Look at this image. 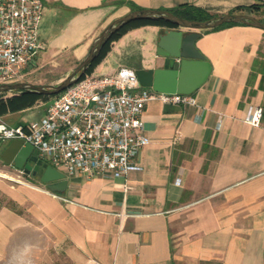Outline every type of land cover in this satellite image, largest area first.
Here are the masks:
<instances>
[{"label":"crops","instance_id":"0c3cea01","mask_svg":"<svg viewBox=\"0 0 264 264\" xmlns=\"http://www.w3.org/2000/svg\"><path fill=\"white\" fill-rule=\"evenodd\" d=\"M41 2L43 50L26 70L28 82L47 65L83 58L100 32L132 6L169 11L190 5L212 15L246 14L264 21V0ZM166 31L195 33L155 25L134 29L112 44L92 74L161 68L158 44ZM199 34L194 48L208 75L191 94H178L193 97L196 105L153 101L145 106L143 135L149 145L137 156L141 171L123 179L87 180L56 169L67 182L61 194L43 184L21 190L20 198L19 191H6L23 205L27 198L37 228L53 238L70 264H264V31L243 25ZM199 79L192 71L187 85ZM48 106L38 102L0 115V130L26 127L34 122L26 120L28 113L40 109V120ZM257 107L263 114L253 127L246 121ZM8 143H0V154ZM0 163L16 174L13 166Z\"/></svg>","mask_w":264,"mask_h":264},{"label":"built area","instance_id":"2783aa9c","mask_svg":"<svg viewBox=\"0 0 264 264\" xmlns=\"http://www.w3.org/2000/svg\"><path fill=\"white\" fill-rule=\"evenodd\" d=\"M42 14L41 0H0V85L21 81L43 50L38 34ZM153 101L196 105L191 96L141 88L133 71L120 68L108 76L87 75L53 99L40 120L3 127L0 143L23 140L41 160L69 176L123 179L142 170L137 156L149 145L142 115ZM262 114L255 108L246 123L258 127ZM16 175L27 177L23 170Z\"/></svg>","mask_w":264,"mask_h":264},{"label":"water","instance_id":"95a60500","mask_svg":"<svg viewBox=\"0 0 264 264\" xmlns=\"http://www.w3.org/2000/svg\"><path fill=\"white\" fill-rule=\"evenodd\" d=\"M138 21H164L178 28L195 32L185 36L181 32H164L159 39L157 54L158 58L163 60L162 67L156 70L135 72L141 87H151L155 92L167 94H191L206 79L208 75L206 64L194 48L195 42L201 36L199 32L213 30L225 24H239L264 31L263 22L255 16L246 14H221L206 21H190L165 10L131 11L112 21L100 32L79 65L59 84L54 86H37L24 82L4 84L0 85V94L27 92L47 97L58 96L86 75L104 45L116 32ZM195 70L198 71L200 79L194 86L187 85L188 75ZM0 160L6 165L13 166L15 170H23L27 176L31 175L32 178H36L43 171L39 182L51 192L61 194L66 188L67 182L64 180V175L41 160L37 151L23 140L10 141L0 154Z\"/></svg>","mask_w":264,"mask_h":264},{"label":"rangeland","instance_id":"374dc122","mask_svg":"<svg viewBox=\"0 0 264 264\" xmlns=\"http://www.w3.org/2000/svg\"><path fill=\"white\" fill-rule=\"evenodd\" d=\"M82 59L68 58L56 64L47 65L48 67L35 73L30 79L31 82H28V76L25 75L26 69L19 82L37 86L57 85L79 65ZM10 95L11 93H7V96ZM51 102L52 100L46 104L50 105ZM40 111L35 109L28 113L25 116L26 120L36 121ZM13 180H18L21 184ZM40 184L38 177L31 180L27 177L18 179L12 170L9 171L0 163V264H70L69 260L64 259L65 255L61 247L53 238L41 233L37 228V220L31 213V206L28 208L27 198L25 197L26 204L23 205L20 201L16 202L6 195V191H11L12 188L15 192L19 191L20 198L21 190H39ZM3 212L23 218L24 222L20 220L18 223L19 226H23L18 228V224L3 215Z\"/></svg>","mask_w":264,"mask_h":264},{"label":"trees","instance_id":"16d2710c","mask_svg":"<svg viewBox=\"0 0 264 264\" xmlns=\"http://www.w3.org/2000/svg\"><path fill=\"white\" fill-rule=\"evenodd\" d=\"M136 10H140V9L134 6L131 7V11H136ZM169 12H171L172 14L182 19H186L190 21H206V20H209L217 16V15L206 13L203 10L199 8H195L190 5H180L176 7L175 9L169 10ZM261 22L264 23V21H261ZM149 25L177 28V26H175L174 24L167 23L164 21H138V22H133V23L126 25L121 30L116 32L111 37V39L104 45L100 55L95 59L93 64L90 66L86 75L83 76L80 80L84 79L87 75H90L94 72L97 66L104 60L106 55L109 53L111 46L114 42H117L129 31H132L140 27L149 26ZM234 26H243V25L225 24L213 30L203 31L202 34L217 32V31H221L226 28L234 27ZM56 97L57 96H53V97L41 96L38 94L27 93V92L11 93L10 96H7V93H3V94H0V115H5L7 113H17V112H21L27 109H31L38 102H48L50 100L55 99Z\"/></svg>","mask_w":264,"mask_h":264},{"label":"bare ground","instance_id":"6f19581e","mask_svg":"<svg viewBox=\"0 0 264 264\" xmlns=\"http://www.w3.org/2000/svg\"><path fill=\"white\" fill-rule=\"evenodd\" d=\"M11 179V178H10Z\"/></svg>","mask_w":264,"mask_h":264}]
</instances>
